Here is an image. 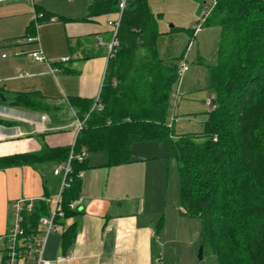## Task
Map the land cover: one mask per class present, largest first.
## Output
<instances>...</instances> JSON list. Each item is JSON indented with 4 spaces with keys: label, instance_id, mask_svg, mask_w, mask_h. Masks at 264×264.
Masks as SVG:
<instances>
[{
    "label": "trees",
    "instance_id": "trees-1",
    "mask_svg": "<svg viewBox=\"0 0 264 264\" xmlns=\"http://www.w3.org/2000/svg\"><path fill=\"white\" fill-rule=\"evenodd\" d=\"M213 2L197 22L220 28L216 61L207 65L215 108L203 130L175 135L168 125L180 59L159 58V14L151 11L147 0H126L116 34L118 43L107 59L98 95L102 109H92L94 101L90 99L68 98L69 107L82 123L73 151H104L106 165L115 166L133 161L134 143L167 138L166 156L175 159L179 173V209L182 215L199 220L203 253L214 255L217 264H264V0ZM117 3L89 0L81 20L115 16ZM34 11L43 12V17L29 24L28 31L33 34L37 25L50 17L63 19L35 5ZM1 93L11 106L52 108L38 92ZM0 123L11 124L1 119ZM70 148L71 144L44 146L35 152L1 156L0 169L63 163ZM87 161H71L68 186L61 194L64 219L76 213L68 205L79 197V173L88 168ZM48 210L49 204L38 201L27 217L30 225L26 232L35 231L38 218ZM74 235V224L62 231L63 252Z\"/></svg>",
    "mask_w": 264,
    "mask_h": 264
},
{
    "label": "crops",
    "instance_id": "crops-1",
    "mask_svg": "<svg viewBox=\"0 0 264 264\" xmlns=\"http://www.w3.org/2000/svg\"><path fill=\"white\" fill-rule=\"evenodd\" d=\"M35 1L31 4L28 0H0V92L7 95L38 92L46 105L52 107V117L42 119L40 115L37 119L36 112L43 110L11 106L9 100H0L3 102L0 119L11 123H0V157L35 152L44 146L70 145L79 120L69 107L68 98L77 96L95 101L103 81L107 49L98 45L97 40L100 38L105 43L110 40L107 21L114 16L98 15L81 20L87 14V0L70 3L66 12L60 14L51 12L45 0H40L41 4ZM203 4L202 8L198 3L183 20L192 37L195 36L198 48L200 41L217 48L218 26H200L202 29L198 31L192 28L199 21L198 13L201 10L204 13L210 5L206 1ZM34 5L63 19L40 23L33 34L28 27L34 19ZM29 32L37 36V44L22 40ZM36 48L42 50L44 61H33L29 55ZM65 56L69 60L61 63ZM20 73L23 75L19 76ZM64 104L73 115L71 120L59 119L67 114L60 107ZM6 108L11 112H1ZM131 155L133 161L129 163L107 166L106 152L90 153L88 168L81 177L80 207L62 221L64 229L75 225L73 241L63 252L62 232L50 233L43 253L46 259L56 264H158L161 256L156 242L162 245L160 235L165 230L163 218L158 217L161 196L155 191L149 193L155 188L146 185L150 176L128 173L134 164L151 158L136 156L132 151ZM59 164L49 161L0 169V237L7 230L14 200L55 196L62 176L48 168ZM178 214L180 218L186 217L181 212Z\"/></svg>",
    "mask_w": 264,
    "mask_h": 264
},
{
    "label": "rangeland",
    "instance_id": "rangeland-1",
    "mask_svg": "<svg viewBox=\"0 0 264 264\" xmlns=\"http://www.w3.org/2000/svg\"><path fill=\"white\" fill-rule=\"evenodd\" d=\"M45 1L51 12L60 14L62 11L66 12L69 4L77 0ZM203 1L210 4L213 0H147L151 11L159 14L158 29L160 34L156 39L159 58L164 60L180 59L178 63H185L189 69L174 84L173 97L171 96L169 102L167 122L172 125L175 135L201 132L211 111V107L206 102L211 100L213 96L209 86L207 65L216 61L218 42L217 48H213L209 44H205L204 41H200L201 46L198 48L195 36L192 37L193 33L187 30L188 26L183 20L196 8L198 3L203 8ZM35 2L41 4L40 0ZM202 14L201 10L197 18L200 19ZM194 16L195 13H193ZM191 26L189 27L191 28ZM197 27V31L202 29L200 26ZM10 56L13 55L10 54ZM201 57L204 61L200 60ZM60 107L67 114L60 115L59 119L71 120L73 115L68 112L67 105L64 104ZM7 110L11 112L8 108L2 109L1 112ZM52 112V109L42 113L36 112V117L40 119V115H42L51 118ZM213 140L216 139L213 138ZM167 143V138L161 141L148 140L134 143L131 147L133 154L151 159L138 162L139 164H134L128 168L130 174L150 176V182H147L146 185L155 188L151 189L149 193L153 194L155 191L154 193L161 196L160 206L158 205V210L161 213L158 217L163 218L165 230L160 235L162 245L158 246V242H156V249H160L161 256L158 264H217L216 257L207 252L202 253L201 259L198 258L199 247L201 246L199 220L197 218L179 217L180 179L175 159L166 156ZM54 168L50 167L48 170L50 169L52 172ZM146 208L148 210V207Z\"/></svg>",
    "mask_w": 264,
    "mask_h": 264
},
{
    "label": "built area",
    "instance_id": "built-area-1",
    "mask_svg": "<svg viewBox=\"0 0 264 264\" xmlns=\"http://www.w3.org/2000/svg\"><path fill=\"white\" fill-rule=\"evenodd\" d=\"M33 2V0H28ZM213 2V1H212ZM214 3V2H213ZM126 0H118V11L112 19L107 21V25L110 28V40L103 42L98 38V45L105 46L107 49V59L115 50L117 46L116 34L119 27L121 14L125 8ZM206 14V12H205ZM43 12H35V18H42ZM54 17H50L48 21H54ZM196 24L193 26V30H197ZM24 42H38L37 36L25 35L22 39ZM33 61H44L45 56L40 48L33 50L29 53ZM2 57H5L3 54ZM69 60L68 56L60 59L61 63H66ZM188 70V66L185 63L180 62L178 65V79ZM20 73L19 76H22ZM173 97V93L171 95ZM211 100H207V105L211 107V110L215 108V104ZM100 111L102 104L99 102L98 97L94 101L92 109ZM43 118V116H42ZM82 127V123L79 122L74 139L71 143V148L68 154V158L65 162L60 163L54 168L53 173L55 175L61 174L62 180L60 182L57 193L52 198L41 197L38 200L18 198L11 203V212L8 220V226L6 232L0 237V264H56L55 261L46 259L43 255L47 237L52 232H62L64 225V212L61 208V194L65 187L68 186L67 175L71 172V161L77 159L83 161L87 158L88 153L85 150H81L80 153L73 151V144L77 133ZM216 139V137H213ZM83 171L79 173V177H82ZM38 201H44L49 204V210L47 215H42L37 220V229L32 232H26L25 227H28L30 223L27 220L28 215L36 209ZM81 198L78 197L75 200L70 201L69 208L71 210H78L80 207Z\"/></svg>",
    "mask_w": 264,
    "mask_h": 264
},
{
    "label": "water",
    "instance_id": "water-1",
    "mask_svg": "<svg viewBox=\"0 0 264 264\" xmlns=\"http://www.w3.org/2000/svg\"><path fill=\"white\" fill-rule=\"evenodd\" d=\"M0 99L1 100H4L5 98H4V96H3V94L0 92ZM202 253H203V247H202V245L199 247V254H198V258L199 259H201L202 258Z\"/></svg>",
    "mask_w": 264,
    "mask_h": 264
}]
</instances>
